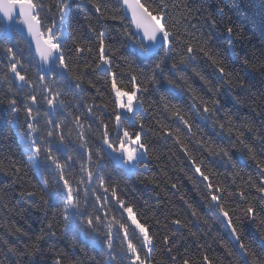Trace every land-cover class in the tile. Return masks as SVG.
<instances>
[{
	"label": "trees",
	"instance_id": "obj_1",
	"mask_svg": "<svg viewBox=\"0 0 264 264\" xmlns=\"http://www.w3.org/2000/svg\"><path fill=\"white\" fill-rule=\"evenodd\" d=\"M33 2L40 3L41 0ZM42 2L51 6L55 0ZM167 2L170 4V14L176 22L177 31L189 33L194 43L203 44L210 55L221 60L226 70L231 73L227 78L231 80V84L220 79L212 61L203 53L186 64H179L183 50L175 49L171 58H165L163 67L164 76L174 80L179 87L169 85L166 79L158 75L155 86L148 84V92L143 97L144 108L126 116L122 115L121 119L122 128H128L130 132L139 131V124L143 123L144 133L141 139L148 145V153L144 159L147 167L140 166L136 171L130 172L108 164L106 181L109 185L116 186L117 195L133 206V211L141 223H146L155 245L149 256V264H182L183 259H189L193 264H202V256L205 254L213 264H243L231 240L226 220L213 212L208 201L203 198L208 190L206 182L197 179L198 174H194L184 153L171 138L163 135V129L160 128V125L173 130L179 127L181 138L188 143L183 125L163 107L164 103L177 105L193 124V132L196 134L193 142L195 139H202L212 145L229 149L231 162H227L226 158H209L207 152H202L198 145H189V150L197 158V162L204 159L211 168L210 180L227 189L223 202L233 224L243 225L239 229L241 240L250 245L258 260L264 264V225L260 224L264 220V200L260 199V193L257 192L264 180L257 167V162L264 164V0ZM94 4L101 6L105 16L103 20L95 12ZM172 5L175 7H171ZM47 15L45 9L41 16ZM113 15L118 19H111ZM211 21L216 22L214 26ZM70 24L71 39L64 50L66 59L82 77L81 89L75 88L73 82L60 81L61 98L68 107L66 110H54L53 114L60 120H65L67 112L80 115L82 120L92 124L91 132L86 135L95 143L100 136L101 120L109 125L110 132L115 135L114 116L121 110L115 102L111 75L104 70L103 65L97 67L99 40L96 33L89 31V25L97 32L104 31L105 55H110L109 48L116 51L112 60V71L116 73L117 87L125 91L130 89L129 73H148L151 63L141 62L132 55L124 32L132 31L133 27L119 0H93V3L73 5ZM228 27L233 28L231 37L227 33ZM7 35L0 28V38ZM10 35V39H3L4 46H0V77L7 76V80L0 79V262L55 264L59 257L63 264H106V253L93 243L91 236H85L82 228L63 230L62 201L48 194L52 187L51 167L46 166L41 158L38 170L18 134L16 114L12 113L7 101L16 92L17 104L21 106L18 115L22 122L25 115L22 107L23 95L16 91V85L20 82L14 80L9 71V57L5 47H13L17 59L24 64V71L33 79L37 74V61L23 36L14 30ZM77 45L90 47L92 51L76 54L72 50ZM174 62L177 67L170 71ZM200 76H204L209 83L205 84ZM189 87L206 100H220L216 118L223 121L231 117L234 126L231 137L227 133L221 135L218 128L212 127L211 121L194 113L190 107ZM209 88L212 92L208 91ZM80 96H83L86 103L81 102ZM87 104L96 105L93 107L95 115L91 118L86 111ZM46 110V105L41 106V112ZM41 123L43 124V117ZM66 126L72 128L67 120ZM237 131L243 133L241 139L251 146L252 153L242 149L239 141L235 139ZM75 135L76 130L73 129V137ZM69 151L74 159L79 156V152L73 150L71 145ZM60 158L63 162L64 157L61 155ZM42 176L48 177V186L43 183ZM190 176L192 180L188 179ZM172 184L176 188H172ZM30 191L37 195L28 197L27 193ZM240 191H244L247 200L239 196ZM181 196L184 197L183 200ZM91 200L92 197L90 202ZM109 203L111 213L119 218L115 201ZM248 203L253 205L258 214L255 222L244 214ZM189 204L191 208L188 207ZM89 210H92L91 207ZM193 210L196 211V216L192 215ZM237 217H240L239 222ZM174 220L181 223L174 224ZM49 223L53 225L55 236L48 235ZM17 229L20 231L17 232ZM129 234L131 235V228ZM41 236L44 238L39 239ZM165 236L168 237L167 244L164 242ZM9 247L15 248L18 255L9 253ZM168 247L172 248L171 255L177 258L175 262L170 259ZM36 248L39 251L35 255L27 254ZM141 255L144 253L141 252ZM123 264H128L127 260Z\"/></svg>",
	"mask_w": 264,
	"mask_h": 264
},
{
	"label": "snow or ice",
	"instance_id": "obj_2",
	"mask_svg": "<svg viewBox=\"0 0 264 264\" xmlns=\"http://www.w3.org/2000/svg\"><path fill=\"white\" fill-rule=\"evenodd\" d=\"M84 2L93 3V0H55L51 6L43 3L42 0L40 3H35L33 0H0V9L3 12V17L0 18L3 19V23H0V28H3L4 32L8 34L6 37L0 38V46H4V38H11L10 34L14 28L22 30L20 26H23L35 42V52L38 55L37 74L33 79L24 71V64L20 59H17L13 47H5L9 57V71L13 74V79L20 82L16 85V91L23 95L22 107L25 115L22 122L18 115L21 106L17 104L16 92L12 93V98L7 103L11 107L12 113L16 114L18 134L26 151L30 154L33 164L39 170L41 158H43L45 165L51 167L53 173L52 187L48 194L62 201L63 230L82 228L85 236H91L93 243L106 253V264H123L125 260L128 264H149V256L155 245L146 223L140 222L137 214L133 211V206L121 199L117 195L116 186L109 185L105 178L108 164L114 168L127 169L130 172L136 171L140 166L147 167L144 159L148 153V145L141 139V135L144 133V125L140 123L139 131L130 132L128 128H122V115L126 116L144 108L143 97L148 92V84L155 86L158 83V75L166 79L169 85L179 87L174 80L164 76L165 68L163 67L165 58H171L172 52L177 48L183 50L178 61L179 64H186L188 61L194 60L196 55L203 53L212 61L220 79L229 85L231 80L227 78L231 76V73L226 70L221 60L216 59L205 50L203 44L194 43L189 33L177 31L176 22L170 14V4L167 0H144V2L142 0H120L125 13L130 12V22L131 25H134L132 31L126 30L124 32L132 55L141 62H150L151 68L148 73H129L131 88L127 91L117 87L116 73L112 71V60L116 56V51L109 48L110 55H105L104 31L97 32L95 28L89 25V31L96 33L99 40V63L97 67L103 65L104 70L111 75L116 105L120 110H123L114 116L115 135L113 136V133L110 132L109 125L101 120L99 121L100 136L97 142L93 143L91 137L86 135V133L91 132L93 126L91 123L82 120L80 115L67 112L65 120H60L53 114L54 110L61 108L66 110L68 107L65 100L61 98L60 81L73 82L75 88L81 89L82 77L75 72L66 59L64 47L71 39L70 20L73 14V5ZM17 6L18 11L16 16H13V11L17 9ZM94 7L99 19L103 20L105 16L101 6L94 4ZM171 7L174 8L175 5ZM45 9H47L48 15L42 17L41 13ZM17 17L20 18L19 21H17ZM110 18L118 19L115 15ZM211 23L214 26L216 22L211 21ZM227 33L231 37L233 28L228 27ZM72 51L82 55L85 52L91 53L92 49L77 45ZM121 59L124 58L121 57ZM176 67L177 63L174 62L169 70H174ZM0 79L7 80V76L0 77ZM200 79L205 84L209 83L204 76H200ZM188 91L191 99L190 107L194 113L211 121L212 127L218 128L221 135L227 133L231 137L234 131L231 117H227L223 121L216 118L220 100H206L198 96L191 87L188 88ZM208 91L212 92V89L209 88ZM80 100L82 103H86L83 96H80ZM45 105L47 110L41 112V106ZM93 107L96 105L87 104L86 106L90 118L95 115ZM163 107L170 111L176 120L183 125L188 143H185V140L181 138L179 127L173 130L160 125V128L163 129V135L171 138L179 150L184 153L194 174H198L197 179L206 182L208 190L203 198L208 201L213 212L226 220L243 264H261L250 245H246L241 240L239 229L243 225L240 223L233 224L229 211L225 207L223 200L227 189L210 180L211 168L204 159L197 162V158L189 150V145L191 144L192 147L198 145L202 152H207L209 158H226L227 162H231L232 156L229 149L212 145L202 139H195L193 142L196 134L193 132V124L190 118L182 114L175 104L164 103ZM41 117H43V124ZM66 120L72 125V128L66 126ZM156 123L159 125V121ZM73 129L76 130L75 137H73ZM242 135V132L237 131L235 139L239 141L242 149H247L249 153H252L253 149L244 143L241 139ZM69 145L72 146L73 150L79 152V156L75 159L69 151ZM232 146L235 147L234 144ZM61 155L64 157L63 162L60 158ZM257 167L261 175L264 176V164L257 162ZM73 169L78 171L74 172ZM16 171L18 172L19 169ZM42 179L43 183L48 186V177L42 176ZM188 179L192 180V177L190 176ZM172 188H176V185L172 184ZM257 192L260 193V199L264 200V180L261 181ZM36 195L37 193L31 191L27 193L28 197H35ZM239 196L247 200L244 191H240ZM90 197H92L91 202ZM40 198L43 199L42 196ZM180 198L184 199L183 196ZM112 200L115 201V206L120 213L119 218L110 211L109 202ZM90 207L92 210H89ZM188 207L191 208V205L189 204ZM244 214L252 222L256 221L258 215L251 203H248L244 209ZM192 215H197L195 210L192 211ZM239 220L240 217H237L238 222ZM172 223L180 224L181 221L174 220ZM260 224L264 225V220H261ZM47 227L48 235L55 236L56 232L53 230L52 223H49ZM130 228L131 235L129 234ZM16 231L19 232L20 230L17 229ZM43 238V236L39 237V239ZM167 241L168 237L165 236V244ZM38 251L39 249L36 248L27 254L33 256ZM167 251L170 254V259L175 262L177 258L171 255L172 248L168 247ZM8 252L18 255L17 250L12 247L8 248ZM141 252L144 253L143 256ZM55 264H63V260L58 257ZM182 264H193V262L189 259H183ZM202 264H213V261L205 254L202 256Z\"/></svg>",
	"mask_w": 264,
	"mask_h": 264
},
{
	"label": "water",
	"instance_id": "obj_3",
	"mask_svg": "<svg viewBox=\"0 0 264 264\" xmlns=\"http://www.w3.org/2000/svg\"><path fill=\"white\" fill-rule=\"evenodd\" d=\"M17 11H18V6H17V9L13 11V16H16ZM124 11H125V9H124ZM126 15H127V16L129 17V19L131 20V14H130V12L127 13ZM0 16H1V18L3 17L2 9H0ZM19 19H20V18L17 17V21H19ZM2 20H3V19H2ZM20 28H21L22 30H17L16 28H14V29H15L19 34H21V35H23V36L25 37V39L28 41V44L30 45L31 49L33 50V52H34V54H35V57H36V59H37V61H38V55H37V53L35 52V42L32 40L31 36L27 33V30H26L25 27L20 26ZM133 28H134V25H133ZM228 231H229V234L231 235V240H232V242L234 243V246H235V241H234V239H233V237H232V234H231V232H230L229 229H228ZM235 248H236V246H235ZM236 249H237V248H236Z\"/></svg>",
	"mask_w": 264,
	"mask_h": 264
},
{
	"label": "rangeland",
	"instance_id": "obj_4",
	"mask_svg": "<svg viewBox=\"0 0 264 264\" xmlns=\"http://www.w3.org/2000/svg\"><path fill=\"white\" fill-rule=\"evenodd\" d=\"M134 103H135V101H134ZM123 110H121V112H122Z\"/></svg>",
	"mask_w": 264,
	"mask_h": 264
}]
</instances>
